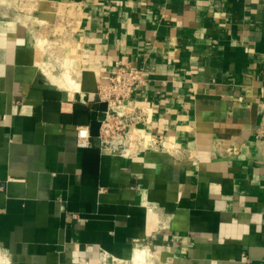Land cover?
Returning <instances> with one entry per match:
<instances>
[{
    "label": "crops",
    "instance_id": "crops-1",
    "mask_svg": "<svg viewBox=\"0 0 264 264\" xmlns=\"http://www.w3.org/2000/svg\"><path fill=\"white\" fill-rule=\"evenodd\" d=\"M117 60L148 79L134 157L101 147ZM138 250L264 264V0H0V264Z\"/></svg>",
    "mask_w": 264,
    "mask_h": 264
},
{
    "label": "built area",
    "instance_id": "built-area-1",
    "mask_svg": "<svg viewBox=\"0 0 264 264\" xmlns=\"http://www.w3.org/2000/svg\"><path fill=\"white\" fill-rule=\"evenodd\" d=\"M105 78L106 82L100 84L97 91L98 100L107 106L101 119V147L123 157L137 156L145 148V140L137 130L135 117L125 118L126 106L131 95L147 83L145 71L117 60ZM77 136L80 146L91 144L88 128H79ZM160 145L164 146V143L160 142ZM174 152L180 156L187 155L178 148Z\"/></svg>",
    "mask_w": 264,
    "mask_h": 264
},
{
    "label": "bare ground",
    "instance_id": "bare-ground-1",
    "mask_svg": "<svg viewBox=\"0 0 264 264\" xmlns=\"http://www.w3.org/2000/svg\"><path fill=\"white\" fill-rule=\"evenodd\" d=\"M147 258H148L147 252L138 250L134 257V262L135 264H146Z\"/></svg>",
    "mask_w": 264,
    "mask_h": 264
},
{
    "label": "rangeland",
    "instance_id": "rangeland-1",
    "mask_svg": "<svg viewBox=\"0 0 264 264\" xmlns=\"http://www.w3.org/2000/svg\"><path fill=\"white\" fill-rule=\"evenodd\" d=\"M19 5H20V2H19Z\"/></svg>",
    "mask_w": 264,
    "mask_h": 264
}]
</instances>
